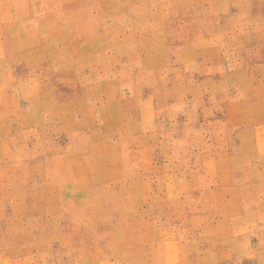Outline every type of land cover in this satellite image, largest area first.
<instances>
[{"label":"rangeland","instance_id":"374dc122","mask_svg":"<svg viewBox=\"0 0 264 264\" xmlns=\"http://www.w3.org/2000/svg\"><path fill=\"white\" fill-rule=\"evenodd\" d=\"M0 264H264V0H0Z\"/></svg>","mask_w":264,"mask_h":264}]
</instances>
